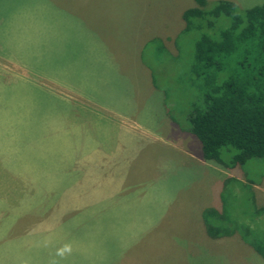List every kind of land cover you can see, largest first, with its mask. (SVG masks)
<instances>
[{
	"label": "rangeland",
	"instance_id": "374dc122",
	"mask_svg": "<svg viewBox=\"0 0 264 264\" xmlns=\"http://www.w3.org/2000/svg\"><path fill=\"white\" fill-rule=\"evenodd\" d=\"M206 1L0 0V264H264V160L180 132L195 44L229 26Z\"/></svg>",
	"mask_w": 264,
	"mask_h": 264
},
{
	"label": "trees",
	"instance_id": "16d2710c",
	"mask_svg": "<svg viewBox=\"0 0 264 264\" xmlns=\"http://www.w3.org/2000/svg\"><path fill=\"white\" fill-rule=\"evenodd\" d=\"M195 1L199 9L187 10L183 14L186 22L203 17L208 2ZM215 5L209 12L216 18L223 15L229 26L214 37L202 36L195 44L190 70L197 78L192 87L197 86L200 95L198 102L190 104L189 127L182 131L197 138L204 161L221 164L223 156L229 155L225 166L230 169L252 159L264 160V3L241 14L230 2ZM202 216L212 239L240 229L235 226L229 231L232 224L226 221L223 208L206 209ZM247 244L261 253L258 238Z\"/></svg>",
	"mask_w": 264,
	"mask_h": 264
},
{
	"label": "clouds",
	"instance_id": "9594fccd",
	"mask_svg": "<svg viewBox=\"0 0 264 264\" xmlns=\"http://www.w3.org/2000/svg\"><path fill=\"white\" fill-rule=\"evenodd\" d=\"M71 252V246L70 245H65L64 248L59 250L58 255L64 256L65 253H70Z\"/></svg>",
	"mask_w": 264,
	"mask_h": 264
},
{
	"label": "crops",
	"instance_id": "0c3cea01",
	"mask_svg": "<svg viewBox=\"0 0 264 264\" xmlns=\"http://www.w3.org/2000/svg\"><path fill=\"white\" fill-rule=\"evenodd\" d=\"M230 1H231L230 3H232V2L235 3V2L232 1V0H230ZM228 2H229V1H228ZM263 3H264V0H263L262 4H263ZM180 132L183 133L184 131L180 130Z\"/></svg>",
	"mask_w": 264,
	"mask_h": 264
}]
</instances>
